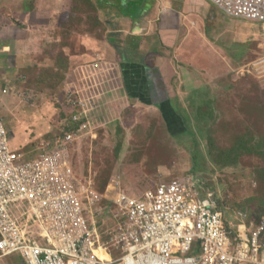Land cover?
I'll list each match as a JSON object with an SVG mask.
<instances>
[{
  "label": "rangeland",
  "instance_id": "obj_1",
  "mask_svg": "<svg viewBox=\"0 0 264 264\" xmlns=\"http://www.w3.org/2000/svg\"><path fill=\"white\" fill-rule=\"evenodd\" d=\"M127 1H61L55 19L60 39L56 52H48L51 59L39 60L40 72L30 73L31 79L16 76L13 86H0V116L13 150L36 153L42 141L63 139L72 125L77 127L73 118L80 109L78 122L86 128L77 131L70 156L77 177L100 196L86 216L102 226L104 238L115 226L107 193L117 188L138 197L188 176L217 193L228 220L241 210L246 225L254 227L264 207L263 158L246 155L222 166L210 145L227 150L245 139L264 146V26L229 18L207 0L206 16H190L205 29L198 35L190 30L195 37L186 42L182 57L201 68L200 77L197 70H183L186 64L164 48L158 29L161 0H134L145 7L139 16L123 10ZM134 39L145 54L142 62L159 67L153 73L157 79L160 73L169 89L174 120L189 126V118L187 133L184 127L169 130L157 106L125 95L122 71L137 59L126 54ZM200 39L216 52L201 47ZM203 101L210 104L199 107ZM80 102L84 108H73ZM10 259L21 260L19 255Z\"/></svg>",
  "mask_w": 264,
  "mask_h": 264
},
{
  "label": "built area",
  "instance_id": "obj_2",
  "mask_svg": "<svg viewBox=\"0 0 264 264\" xmlns=\"http://www.w3.org/2000/svg\"><path fill=\"white\" fill-rule=\"evenodd\" d=\"M208 1L229 18L264 26V0ZM77 131L27 153L13 150L0 116V260L19 255L25 264H264V217L254 227L242 211L228 220L217 193L189 176L138 197L119 189L115 226L104 238L86 216L100 196L72 166Z\"/></svg>",
  "mask_w": 264,
  "mask_h": 264
},
{
  "label": "crops",
  "instance_id": "obj_3",
  "mask_svg": "<svg viewBox=\"0 0 264 264\" xmlns=\"http://www.w3.org/2000/svg\"><path fill=\"white\" fill-rule=\"evenodd\" d=\"M61 1L62 0H0V86L3 84L13 86L16 76L22 77V79L28 76V79H31V76H29L30 73L40 72L42 64H39V60L44 59V61H46L50 58L48 52L50 55L56 52L57 39H60V36L57 32L58 26L55 19L57 18L60 7L63 5ZM151 1H157V4H159L158 0ZM174 2L175 0H161L160 2V27L158 29H160L159 33L163 46L165 49L174 52V60L186 64L182 68L183 70H197L201 77V68L198 70L192 65H187L186 61L188 62V60L184 61L183 58L186 55V42H191L192 38L195 37L194 34H190V30L195 28L198 35L205 29L204 23H200L199 26L195 21H191L190 16H196L195 18H199L198 16L201 14L206 16V8H208L209 5L207 0H181L179 7H175ZM200 41V46L209 51V53L216 52V49H210L208 44L205 43V39L203 42L202 39H200ZM139 50H136L137 52L135 53L137 54ZM138 58L140 61L137 60L138 62L136 61L135 64L138 63L139 65L142 63L147 68L155 70L156 72L157 70L159 71V67L155 68L153 65L150 66L142 62L145 58L143 52L140 51ZM220 61H222V59H220ZM130 62L131 61L128 63ZM128 63L126 66L123 65V71L124 69L132 68ZM130 71L136 74L135 80L137 85H134V81L130 80V75L127 74L128 88L131 92L134 90L139 91L140 87L144 86V74L137 67L132 68ZM205 71L208 73L207 70ZM185 74H187L186 71ZM207 75L212 77L209 73ZM159 76L160 79L158 80L162 81L163 78L160 73ZM162 84L161 87H163V90L161 91L167 96L169 89L168 87L166 88L163 81ZM180 87L182 89V85ZM124 92L125 95H127L125 85ZM166 98L170 99V96ZM165 108H167L166 105ZM166 118L169 121L171 117L166 116ZM10 258L11 257L1 259L0 264H25L20 256L19 258L21 260Z\"/></svg>",
  "mask_w": 264,
  "mask_h": 264
},
{
  "label": "trees",
  "instance_id": "obj_4",
  "mask_svg": "<svg viewBox=\"0 0 264 264\" xmlns=\"http://www.w3.org/2000/svg\"><path fill=\"white\" fill-rule=\"evenodd\" d=\"M123 7L122 8L124 11L127 8L130 11H132L133 13L137 12L138 16L143 12V10H145L144 6L142 7L140 4H138L134 0H128L127 2H125V4L123 3ZM137 42H139V39H134V43H132L131 46H128V49L126 50V54H128L131 57L136 56L137 59H134L132 62H130L128 64L131 65L132 68L137 67L139 70H141L143 72V74H144V86L140 87L139 91L134 90L133 92H131L129 90L128 84H127V81H128L127 74L130 75V80L134 81V85H137V82L135 80L136 74L133 71H130L132 68L124 69V71H123V73L125 74L124 75V82H125L128 98H130L131 100L139 99L143 103L147 102V103H150L151 105L157 106L159 108V110L161 111L162 116L165 119L167 126L169 127V130L171 127L175 130H181L184 127V131L187 133L189 131V129L191 128L189 118L187 117L188 122H189V126L183 125L182 123L176 122L174 120L173 113H175L177 111V109L172 105L171 100L169 98H166L168 96H166L164 93H162L161 90H163L162 89L163 87H161V86L163 84L161 81H159L157 79L156 75L153 73L155 71L150 69V68H147L142 63L139 65H138V63L135 64V62L137 60L140 61V59L138 57H139L140 51H141V50H139L140 48L136 44ZM136 50L137 51L139 50V52L137 54L135 53V52H137ZM201 91L202 90H198L196 92L197 95H199L201 93ZM205 104H210V102L209 101H203L202 104L199 105V107H202ZM165 105L167 106V108H165ZM78 106L81 107V105H79V103H78V104L73 105V108L78 107ZM74 116H80V118H81V116H83L82 112H80V109H78V114L74 115ZM166 116L171 117L169 119V121L167 120ZM87 118L89 119V116L85 115V119H87ZM80 125H81V122L78 123L77 127L72 125L70 127V129L67 130L65 135L67 133L77 131V129L80 127ZM63 139H59V140L55 141V143H58V142L62 141ZM210 146L212 147L213 150H215V151L211 152V154L214 156V158H216V160H218L219 158L221 159L220 161L219 160L216 161V163L218 165H220V164L222 166L233 165L234 163H236L238 161V159L240 157L246 156V155H257V156L263 158V160H264V146L261 145L260 143H256L255 141H252V140L240 139L235 143V145L233 147H231L230 149H227V150H221L218 148L216 149L215 146L213 145V143H211ZM73 147H74V144L71 147V151H72ZM118 153H119V151H117V154ZM72 166H73V164H72ZM114 189L115 190L111 191L110 193H107L105 196V198L108 200V202L112 206H115V204L113 202V198H115L119 192V189H117V188H114ZM261 211H262L261 215L258 216L259 218L258 217L256 218L257 219L256 221H259L262 217H264V207H261ZM101 227L102 226H100V231L103 232V229Z\"/></svg>",
  "mask_w": 264,
  "mask_h": 264
},
{
  "label": "bare ground",
  "instance_id": "obj_5",
  "mask_svg": "<svg viewBox=\"0 0 264 264\" xmlns=\"http://www.w3.org/2000/svg\"><path fill=\"white\" fill-rule=\"evenodd\" d=\"M98 255L101 257V258H103V259H109L108 258V256L104 253V252H102V251H100V252H98Z\"/></svg>",
  "mask_w": 264,
  "mask_h": 264
}]
</instances>
